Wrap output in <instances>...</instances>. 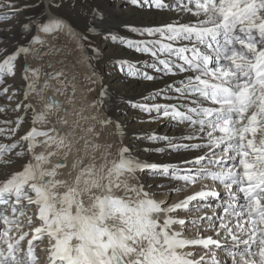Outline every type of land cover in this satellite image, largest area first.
<instances>
[{"label":"snow or ice","instance_id":"6c2138e0","mask_svg":"<svg viewBox=\"0 0 264 264\" xmlns=\"http://www.w3.org/2000/svg\"><path fill=\"white\" fill-rule=\"evenodd\" d=\"M129 2L193 17L188 23L132 29L158 34L159 39H120L132 49L151 54L157 71L184 74L179 85L168 86L176 94V103L133 106L187 127L186 140L191 142L177 143L158 135L145 138L167 141L159 152H199L181 166L144 162L123 145L117 159L109 160V145L103 163L97 165L95 153L103 145L95 142L101 135L95 124L84 128L77 120L68 127L66 114L74 89L63 101L55 95L45 100L42 88L43 107L36 111L28 102L39 76L38 69L26 64L24 54L30 49L19 45L7 52L0 47V100L12 102L0 103V137H15L10 143L0 142V166H11L13 156L28 157L20 170L0 179V264H41L38 249L47 253L44 264H264V0ZM5 5L13 7L10 0H0V7ZM102 22H95L96 27ZM22 26L31 27L30 23ZM64 26L62 20L50 21L43 31ZM125 64L130 75L155 79ZM18 66L22 90L8 84ZM47 75L49 81L59 80L67 89L60 79L63 72ZM62 88L56 92L63 95ZM26 119L29 127L17 135ZM80 119L95 121L96 117L81 115ZM98 122L101 128L111 124L110 119ZM77 129L84 134L78 135ZM18 146L23 150H17ZM38 146L45 151L37 153ZM73 148L83 156L72 164L78 171L69 183L57 177L68 166ZM90 154L92 163L87 162ZM56 156L59 162L53 164ZM142 172L182 181L183 187L172 188V193L204 180L219 187L205 184L168 203L150 195L143 184L130 183ZM209 201L215 204L211 214ZM193 212L203 214L193 216ZM45 241L47 246L41 248Z\"/></svg>","mask_w":264,"mask_h":264},{"label":"bare ground","instance_id":"6f19581e","mask_svg":"<svg viewBox=\"0 0 264 264\" xmlns=\"http://www.w3.org/2000/svg\"><path fill=\"white\" fill-rule=\"evenodd\" d=\"M56 1L14 0L13 2V0H10V3H13L12 8L7 5L0 7V47L6 49L7 52H11L19 45L29 48L30 51L24 54L26 63L33 67L35 64L43 65L44 67L41 69L39 66V76L36 82H39L41 78V71H47L49 68V66L45 67L49 61L54 62V67L57 69V71L54 70L53 74L56 72L70 73L69 76L68 74L66 75L68 89L63 90L60 86L61 84H57L60 82L51 80L47 85L39 87L38 91L36 90L35 93H32L29 99L38 101V107L42 108L44 103V101L40 100V90L42 88L44 89L42 95L45 100H47L48 96L55 95L56 99L61 98L63 101L69 98L74 89L73 103L68 107L66 114L69 121L68 127L70 129L73 126V122L77 120L80 121L81 126L84 128L90 124H95L96 131L101 133L96 138L98 141L102 136L98 121L103 118H97L95 113L97 110L100 113L103 112L112 121V132L117 139L116 149H110L109 160L117 159V152L123 145L127 146L136 158L144 162L183 166L182 162L190 160L199 150L167 149L164 152H159L157 149L166 147L168 142L163 139L149 140L145 137L158 135L160 137H170L173 142L177 143L191 142L186 140L190 135V130L171 118L163 117L160 113L155 111L151 113L145 112L143 109L136 108L133 105L141 103L166 106L176 103V94L169 91L168 86L171 84L179 85L184 74L173 76L166 72L157 71L152 67V65L157 64V61L151 54L128 47L120 38L136 41L159 39L158 34L153 36L132 31V29H142L165 23H188L193 21V17L186 12L177 13L173 10L139 7L131 4L129 0H73L68 4L65 1H60L61 3ZM25 3L28 4L26 9L23 7ZM56 4L63 6H53ZM13 9H15L14 15L12 14ZM55 20H62L65 26L54 32L43 31V25ZM98 21L103 22L99 27H96L95 22ZM24 23H30L31 27L29 30L23 28L22 25ZM90 28L94 30L88 31ZM113 35L117 36L118 39H109V36ZM160 55L163 58V54ZM125 62L135 65L138 72H147L155 76V79L147 80L139 74L136 76L130 75ZM122 67L124 70H121ZM83 73H86L89 77L92 76V78H83V82V79H81V74ZM95 77H98L97 80L100 86L92 88L89 84H93ZM8 84L11 88L23 89L24 82L21 79L19 66L17 67L16 77L14 79L9 77ZM36 86L38 85L36 84ZM58 87L64 91L63 95L56 92ZM16 95L19 96V91H17ZM0 103L8 104L12 102L0 100ZM15 114L12 113V115ZM7 115L8 113L6 112L3 118H6ZM60 115H65V113H60ZM81 115L87 118L95 116L96 120L80 119ZM28 127L29 123L26 119L17 135H22ZM57 127L61 131L65 130L61 125H57ZM77 134L83 135L84 133L77 129ZM110 134L113 135L112 133ZM14 139L15 137L4 136L0 137V142L7 144ZM82 144L83 142H81L80 146ZM41 147L43 146H38L37 148L41 149ZM17 150L22 151L23 149L18 146ZM82 156L83 152L78 156L76 149L73 148L72 153L68 157V166L60 170L61 174L57 178L65 179L72 183L78 171V169L74 170L72 168V164ZM27 159L28 157L17 158L13 156L11 166H0V179L6 178L12 171L20 170ZM59 159V156L52 157V163L59 162ZM130 183L143 184L150 195L158 200H167L168 203L183 199L184 196L199 190L202 185L215 186L211 181L204 180L200 184L189 187L182 192L172 193L170 191L172 188L183 187L182 181L153 176L148 172L137 173V179L130 180ZM60 190L63 191V189ZM209 203L213 204L212 209H207L209 214H211V211L215 209V204L212 201H209ZM202 214L191 213L193 216ZM206 234L212 235L211 232ZM189 235H192V233ZM192 251L201 252L200 249H192ZM46 255V252L43 255L40 254V256L44 257ZM217 256H221L219 251ZM44 257L41 259V264H44Z\"/></svg>","mask_w":264,"mask_h":264},{"label":"rangeland","instance_id":"374dc122","mask_svg":"<svg viewBox=\"0 0 264 264\" xmlns=\"http://www.w3.org/2000/svg\"><path fill=\"white\" fill-rule=\"evenodd\" d=\"M60 1H65V3L66 4H68L70 1H73V0H57L56 2L57 3H61ZM6 35V34H5ZM77 64H78V62H76ZM28 66H29V64L28 63H26ZM37 64H39V63H37ZM49 64V65H48ZM39 66L40 65H34V67L33 66H29V67H31V68H33V69H42V68H44L43 67V65H41L40 66V68H39ZM46 66H49V70L47 69V71H45V70H42L41 71V75H40V80H39V82H36V84L38 85V86H36V84H35V87H36V90L38 89H40L39 87H42L43 85H47V83H49V76L47 75L48 73H52L53 74V72H55L54 70H56L57 71V69L54 67V62H51V61H49V62H47V65H45V67ZM53 67V68H52ZM73 69H74V67H73ZM47 72V73H46ZM55 74V73H54ZM68 74V76L70 75V73H67ZM67 74H64V77H62V78H60V79H62V80H64L65 81V83H66V75ZM75 74L76 75H78V73H76L75 72ZM85 74V75H84ZM83 76V77H82ZM86 76V77H85ZM43 77V78H42ZM83 78H87V79H89V78H92V76H88L86 73H83V74H81V79H83ZM96 79H95V81L93 82V84H89V86L90 87H92V88H94L95 86H100L99 85V83H98V77H95ZM51 81V80H50ZM52 81H55V82H59V80H52ZM47 82V83H46ZM83 82H84V79H83ZM43 83V84H42ZM39 84H40V86H39ZM57 84H59L60 85V83H57ZM67 84V83H66ZM61 86V85H60ZM62 87V86H61ZM67 89H68V87H67ZM37 90V91H38ZM64 90V89H63ZM59 98V97H58ZM60 100H61V98H59ZM29 102L31 103V104H33V106L35 107V109H36V111H41L42 110V108L41 107H38L39 106V102L38 101H34V100H32L31 101V99H29ZM41 109V110H40ZM98 114V115H97ZM95 116L97 117V118H99L100 119V117H102L103 119H107L108 117L106 116V115H104V113L103 112H101L100 113V111H98L97 110V112L95 113ZM109 119V118H108ZM72 127V126H71ZM70 127V128H71ZM101 130H102V136L99 138V140L97 141V140H95L96 141V143H98V144H100L101 143V145H103V147H101L100 148V150H99V152H97V153H95V155L98 157V159H97V161H96V163H97V165H99L100 163H103V158H102V155H103V152H105V149L109 146V145H111V147H110V149H112V148H114V149H116V147H117V139H116V135L112 132L113 131V124H112V121H111V124H109L106 128L104 127V128H101L100 127V124H99V126H98ZM65 129V128H64ZM64 131V130H63ZM110 133H112L113 135H111ZM114 136V137H113ZM110 149H109V151H110ZM35 151L37 152V153H39V152H43V151H45V147L43 146V147H41V149L40 148H36L35 149ZM91 156V157H90ZM92 155L90 154L89 155V157H88V163H92ZM215 186H218V185H215ZM218 188V187H217ZM167 201V200H166ZM29 214H31V213H29ZM43 247L44 246H46V241H45V244H43L42 245ZM42 246H40L41 248H43ZM45 248V247H44ZM37 252H39V249L37 250ZM43 255V254H45V253H40L39 252V255ZM43 257L44 256H41V259H43Z\"/></svg>","mask_w":264,"mask_h":264},{"label":"water","instance_id":"95a60500","mask_svg":"<svg viewBox=\"0 0 264 264\" xmlns=\"http://www.w3.org/2000/svg\"><path fill=\"white\" fill-rule=\"evenodd\" d=\"M52 95L48 96V97H51ZM58 100V99H57Z\"/></svg>","mask_w":264,"mask_h":264}]
</instances>
